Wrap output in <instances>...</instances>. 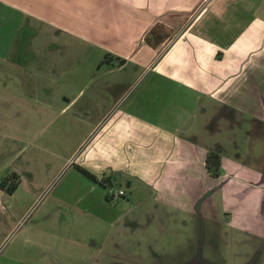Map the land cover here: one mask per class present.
<instances>
[{
    "label": "crops",
    "instance_id": "1",
    "mask_svg": "<svg viewBox=\"0 0 264 264\" xmlns=\"http://www.w3.org/2000/svg\"><path fill=\"white\" fill-rule=\"evenodd\" d=\"M46 10V39L30 24L0 52V180L21 176L12 192L0 181L3 212L22 188L36 199L54 185L50 200H98L118 179L131 186L133 175L160 192L157 175L171 162L184 169L188 188L203 149L194 132L199 110L207 116L216 101L264 113V0H52ZM145 74L153 77L132 98ZM150 94L160 98L152 110H161V127ZM31 147L30 160L15 165ZM216 180L233 226L264 238V169L223 157Z\"/></svg>",
    "mask_w": 264,
    "mask_h": 264
},
{
    "label": "rangeland",
    "instance_id": "2",
    "mask_svg": "<svg viewBox=\"0 0 264 264\" xmlns=\"http://www.w3.org/2000/svg\"><path fill=\"white\" fill-rule=\"evenodd\" d=\"M51 4L52 0H0V52L9 47L5 42L19 37L20 27L32 24L38 32L39 27L45 28L46 16L53 17V13L46 14ZM37 38L46 39L41 32ZM152 77L143 75L129 95L137 97ZM148 99L153 121L161 127L157 122L161 110H152L160 98L150 94ZM214 103L207 116L198 111L194 132L201 138L203 149L196 147L195 157L200 162L192 166L196 167L197 179H190L188 188L184 169L176 162L158 173L160 192L152 183L132 175L131 186L124 179L116 181L115 189L123 188L127 194L111 201L106 200L109 187L101 189L103 197L98 200H50L54 185L40 190L41 197L36 199L22 188L19 198L6 200L5 212L0 200V264H264V238L233 226V216L224 211L222 193L215 188L220 183L206 171V164V170L203 167L209 153H218L222 161L224 157L264 169V113L257 107L252 109L250 103L251 108L244 103L238 107L237 102H226L223 107ZM57 125L55 122L52 128ZM27 142L18 143L23 147ZM32 148L15 165L22 167L30 160ZM37 166L30 167L36 171L42 167ZM5 178L0 181L9 187L11 181ZM65 180L76 185L70 175ZM24 181L28 185L26 174ZM173 190L181 192L180 200L155 197L156 191L163 194Z\"/></svg>",
    "mask_w": 264,
    "mask_h": 264
},
{
    "label": "trees",
    "instance_id": "3",
    "mask_svg": "<svg viewBox=\"0 0 264 264\" xmlns=\"http://www.w3.org/2000/svg\"><path fill=\"white\" fill-rule=\"evenodd\" d=\"M206 169L207 171L212 174L215 178H219L221 173H222V157L221 155H219L218 153H209L207 158H206ZM79 170L85 174L86 176H88L89 178H91L94 181H98L97 178L91 174L88 170L79 167ZM7 181L12 180L10 186L8 187V192H12L19 183L20 180V176L19 174L16 173H12L11 176L8 178H5ZM105 182H111L110 177H104L103 180L100 181V183L105 186Z\"/></svg>",
    "mask_w": 264,
    "mask_h": 264
},
{
    "label": "built area",
    "instance_id": "4",
    "mask_svg": "<svg viewBox=\"0 0 264 264\" xmlns=\"http://www.w3.org/2000/svg\"><path fill=\"white\" fill-rule=\"evenodd\" d=\"M125 194V191L123 189H115L114 186H109L108 189V195L112 200H115Z\"/></svg>",
    "mask_w": 264,
    "mask_h": 264
}]
</instances>
